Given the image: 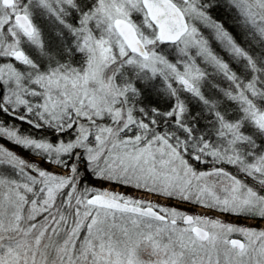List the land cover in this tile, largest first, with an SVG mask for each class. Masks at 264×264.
<instances>
[{
    "label": "snow or ice",
    "instance_id": "snow-or-ice-1",
    "mask_svg": "<svg viewBox=\"0 0 264 264\" xmlns=\"http://www.w3.org/2000/svg\"><path fill=\"white\" fill-rule=\"evenodd\" d=\"M226 3L243 42L217 0H0V113L55 140L0 138L62 170L0 145V264H264V228L87 183L264 219V0Z\"/></svg>",
    "mask_w": 264,
    "mask_h": 264
},
{
    "label": "rangeland",
    "instance_id": "rangeland-1",
    "mask_svg": "<svg viewBox=\"0 0 264 264\" xmlns=\"http://www.w3.org/2000/svg\"><path fill=\"white\" fill-rule=\"evenodd\" d=\"M217 2L219 3L220 6L218 8L212 9L210 12L211 15L214 14L216 16V14H219V11H221V10H227L231 14L233 13V10L229 9V7L226 3V0H217ZM137 19H138V17H137ZM233 27L237 29V26H233ZM201 30L204 32V34L206 36L210 35V31L208 29H205L202 25H201ZM46 34H48L47 26H46ZM218 46L220 47V45L216 41L213 40L212 41V47L218 53L222 54V51L220 52V50L217 48ZM170 58L174 60L175 55L173 54L172 57H170ZM77 59H79V58H77ZM0 62H4V61L0 60ZM224 87H226V85H224ZM207 90L211 91L210 89H207ZM103 122L109 123L110 121L105 120ZM0 145H3L5 148L14 151L15 153H17L18 155H20L24 159H26L32 163L38 164L40 167L47 168L49 171H53V172L62 171L61 169L56 168L54 165L45 163L39 157L32 155L30 152H28V151L22 149L21 147L9 142L7 139L0 138ZM99 188L100 189H108V190H112V191H120L126 195H130V196H134V197H144L146 199H152L154 202H158L161 204L176 205V206L180 207L181 209H183V210H185L191 214L207 215V216H210L212 218L221 219V220L226 221V222H234V223H238V224L244 225V226L256 227L258 229L264 228V219H251V218H246V217H235V216L223 215V214H221L215 210L204 209L198 205L177 204L176 201H168V200H165L161 197L149 196L147 193H143V192L137 191L135 189L127 188V187H124L121 185H116V184H113L110 182H106L103 185L101 184Z\"/></svg>",
    "mask_w": 264,
    "mask_h": 264
},
{
    "label": "trees",
    "instance_id": "trees-1",
    "mask_svg": "<svg viewBox=\"0 0 264 264\" xmlns=\"http://www.w3.org/2000/svg\"><path fill=\"white\" fill-rule=\"evenodd\" d=\"M232 10H233L232 14L230 12H228L227 10H221V11H219V14H216V16L214 14H212V15H213V17L215 19H217L218 21L223 23L225 28L228 31H230L237 38V40L239 42H243L242 34H241L239 28L237 27V29H236V28L233 27V26H236V19H235L236 18V13H235L234 9H232ZM217 48L220 50V52L222 51L221 47L218 46ZM221 55H224L225 59H229L227 57L226 53L222 52ZM233 68L236 69L237 71H239V68L235 64H233ZM215 83L220 84L221 87H224V85H226L225 84L226 82H224V81H222L220 79H217L215 81ZM205 91H206V94H209V95H215L216 94L213 90L208 91L207 89H205ZM187 99H188L189 106H190V108H191L193 113H196V112L201 110L202 106L199 104V102L197 100L191 98L190 96L187 97ZM152 100H153V102L155 104H157L162 109H165V108H167L170 105V102L168 100H166L163 97H157V96H155L154 93L152 95ZM0 119L6 121L7 123L9 122V123L17 124L19 126L21 132L32 133V134H34L36 136L46 135V136H50L53 139V141L55 140V137L52 136L51 133H49V132H38L37 130H35L33 128H30L29 125L23 124V123H21L19 121H16V120H12L10 117L5 116L3 113H0ZM203 126H204V121H201V129L202 130H203ZM195 167L198 170H207L208 168L211 167V165L210 164H208V165L196 164ZM226 167H227V170L235 172V169L232 168L231 166H226ZM106 182L107 181L94 180L91 177L87 178V183L90 186H93V187H96V188H99L101 184L103 185Z\"/></svg>",
    "mask_w": 264,
    "mask_h": 264
}]
</instances>
